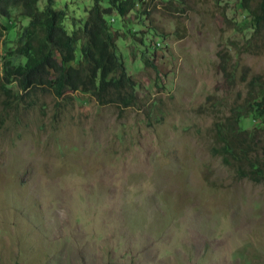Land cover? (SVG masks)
<instances>
[{
    "label": "rangeland",
    "instance_id": "1",
    "mask_svg": "<svg viewBox=\"0 0 264 264\" xmlns=\"http://www.w3.org/2000/svg\"><path fill=\"white\" fill-rule=\"evenodd\" d=\"M239 2L145 0L148 16L129 14L136 37L120 29L117 47L140 109L36 91L3 111L0 96V264H264V182L212 156L206 111L212 97L225 115L252 77L264 80V41L244 50ZM90 4L54 9L71 31ZM23 21L20 9L1 19L10 32ZM219 52L239 63L231 88Z\"/></svg>",
    "mask_w": 264,
    "mask_h": 264
},
{
    "label": "trees",
    "instance_id": "2",
    "mask_svg": "<svg viewBox=\"0 0 264 264\" xmlns=\"http://www.w3.org/2000/svg\"><path fill=\"white\" fill-rule=\"evenodd\" d=\"M40 1L0 0L3 111L12 108L22 95L36 91L50 93L57 99L67 92L79 91L93 97L99 106H115L121 111L142 108L137 84L127 73L117 40L120 29L136 37L128 16L134 14L139 21L148 16L145 11L138 14L145 0H91L84 21L71 20V31L65 27L66 11L54 9L55 0H45L42 9L38 8ZM175 1L168 0L167 4ZM251 1L240 0L239 8L245 18L242 23H248L252 30L244 50L255 53L251 51L253 44L264 41V0H258L255 8ZM15 9H20L27 24L23 21L17 31L10 32L1 19H9ZM218 57L224 82L231 88L239 63H230L223 52ZM207 103L206 111L214 113L212 156L220 158L238 179L264 182V80L252 77L246 84V96L230 103L225 115H216L222 101L209 97ZM247 118L257 121L252 131L242 128V121Z\"/></svg>",
    "mask_w": 264,
    "mask_h": 264
}]
</instances>
